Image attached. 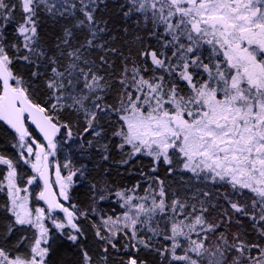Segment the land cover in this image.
<instances>
[{
    "label": "snow or ice",
    "instance_id": "6c2138e0",
    "mask_svg": "<svg viewBox=\"0 0 264 264\" xmlns=\"http://www.w3.org/2000/svg\"><path fill=\"white\" fill-rule=\"evenodd\" d=\"M0 264H264V0H0Z\"/></svg>",
    "mask_w": 264,
    "mask_h": 264
},
{
    "label": "trees",
    "instance_id": "16d2710c",
    "mask_svg": "<svg viewBox=\"0 0 264 264\" xmlns=\"http://www.w3.org/2000/svg\"><path fill=\"white\" fill-rule=\"evenodd\" d=\"M134 182V181H130ZM106 207H111V205H107ZM60 256L64 259H72L73 257L71 256V253L66 252L65 250H61ZM59 259V257L57 258ZM151 260V258H149Z\"/></svg>",
    "mask_w": 264,
    "mask_h": 264
}]
</instances>
